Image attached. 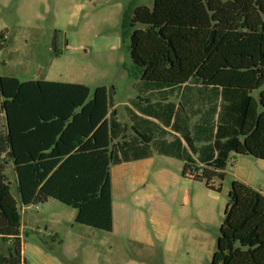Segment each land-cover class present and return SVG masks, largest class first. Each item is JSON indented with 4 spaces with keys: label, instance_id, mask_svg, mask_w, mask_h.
Segmentation results:
<instances>
[{
    "label": "trees",
    "instance_id": "obj_1",
    "mask_svg": "<svg viewBox=\"0 0 264 264\" xmlns=\"http://www.w3.org/2000/svg\"><path fill=\"white\" fill-rule=\"evenodd\" d=\"M122 38L140 70L132 105L149 118L130 115L132 136L108 119L114 87L0 77L19 197L0 179V264H25L19 206L57 201L77 224L111 233V166L146 159L157 136L182 149L183 178L215 191L232 154L264 162V0H153L131 10ZM38 237L52 249L58 235ZM212 262L264 264L261 192L232 183Z\"/></svg>",
    "mask_w": 264,
    "mask_h": 264
},
{
    "label": "rangeland",
    "instance_id": "obj_2",
    "mask_svg": "<svg viewBox=\"0 0 264 264\" xmlns=\"http://www.w3.org/2000/svg\"><path fill=\"white\" fill-rule=\"evenodd\" d=\"M136 6L152 8L153 0H0V77L115 87L118 103L136 99L140 70L130 58L129 38H122L124 20ZM56 30L62 32L60 57L52 50ZM65 37L77 48L64 50ZM120 117L128 124L126 115ZM174 141L157 136L147 161L113 168L128 205L122 208L123 197L114 195L111 233L77 224L76 210L49 200L38 205L35 229L27 226L24 239L58 235L49 245L70 264H213L232 183L264 195V162L232 154L225 178L211 182L220 189L215 191L182 177V149ZM0 179L19 200L12 165H2Z\"/></svg>",
    "mask_w": 264,
    "mask_h": 264
},
{
    "label": "crops",
    "instance_id": "obj_3",
    "mask_svg": "<svg viewBox=\"0 0 264 264\" xmlns=\"http://www.w3.org/2000/svg\"><path fill=\"white\" fill-rule=\"evenodd\" d=\"M68 46H70V48H73V47L77 48L76 42L73 40H69V39H68ZM136 79L139 80V82L137 84H135V89L138 87V85L140 83V74H139V77ZM35 80H41V79H35ZM29 81H31V80H29ZM42 81H49V80H42ZM49 82H54V81H49ZM58 83H61V82H58ZM69 84H72V83H69ZM116 97H117V95H116V90H115L112 106L110 107L109 114H108V119L110 118L111 113H115L116 114V120L120 124L127 126L128 129L132 128V122L130 119V115L131 116L135 115L138 117H143V118L149 119L148 117L144 116L136 108L133 107L132 102H133L134 98H128L126 102L118 103V101L116 100ZM0 103H1V98H0ZM121 114H124L127 116L128 124H125L121 121V117H120ZM5 127H6L5 116L0 111V168L2 167V165L6 164V165H12L13 170H14L13 163L11 161H9L7 158V148H6V144H5V134H6V128ZM133 131L136 133V130L133 129ZM138 132H140V129H138ZM128 136H132V135L128 134ZM144 161H147V160L141 159V160H137V161H131L128 163H123L120 165L140 163V162H144ZM120 165L111 166V169H110L111 180H112L113 230L115 228V208H116L115 207V201H114V195L117 193L118 196L121 195L123 197V201L121 204L122 208H126L128 205L127 204L128 192H125V188H123L119 185V181L117 182L118 172L117 173L113 172V168L118 167ZM15 181H16V189H17L16 173H15ZM38 208L36 209L34 206H30V207L21 206L20 210H19V213L21 216V225H22V229H21L22 253H23V257L25 259V264H70L71 258L64 259L65 254L63 252L61 254H58L53 249H47L40 244L39 240L37 241L35 239L34 240L31 239L32 241L31 240L26 241L24 239L23 232L27 226L32 228V230L35 229L37 219H35V217L33 218V216H35V215L40 216V214L38 212ZM32 210L35 212H33ZM38 236H41V237L53 236V234L50 233L47 235H41L40 233H38ZM81 264H87V263L81 262Z\"/></svg>",
    "mask_w": 264,
    "mask_h": 264
},
{
    "label": "built area",
    "instance_id": "obj_4",
    "mask_svg": "<svg viewBox=\"0 0 264 264\" xmlns=\"http://www.w3.org/2000/svg\"><path fill=\"white\" fill-rule=\"evenodd\" d=\"M36 209L38 208V206H34Z\"/></svg>",
    "mask_w": 264,
    "mask_h": 264
}]
</instances>
